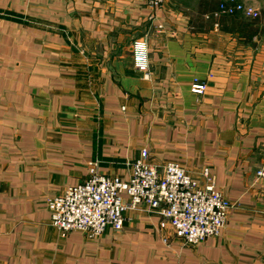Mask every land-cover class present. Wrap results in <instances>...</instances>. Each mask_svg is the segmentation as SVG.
I'll list each match as a JSON object with an SVG mask.
<instances>
[{"label":"crops","instance_id":"obj_1","mask_svg":"<svg viewBox=\"0 0 264 264\" xmlns=\"http://www.w3.org/2000/svg\"><path fill=\"white\" fill-rule=\"evenodd\" d=\"M177 2L0 0V264H264V31ZM143 150L208 171L234 204L218 237L188 245L145 205L96 239L51 226L47 200L89 163L126 181Z\"/></svg>","mask_w":264,"mask_h":264},{"label":"built area","instance_id":"obj_2","mask_svg":"<svg viewBox=\"0 0 264 264\" xmlns=\"http://www.w3.org/2000/svg\"><path fill=\"white\" fill-rule=\"evenodd\" d=\"M165 0H146L148 7L162 8ZM255 10L236 0L220 5L206 18L214 20L237 14L254 16ZM217 27V24H214ZM161 29V26L158 27ZM148 54L146 41L134 45L137 69L146 71ZM205 83L194 80L190 91L205 92ZM147 152L131 164V174L124 181L100 173L96 162L89 163L87 179L47 200L50 224L62 237L70 232H81L88 239L99 238L108 229L119 233L123 229L124 213L145 205L170 225L176 237L188 245H198L222 232L228 213L234 204L210 183L208 171L203 172L206 183L193 179L174 162L162 167L146 162ZM263 177L264 173L258 172Z\"/></svg>","mask_w":264,"mask_h":264},{"label":"rangeland","instance_id":"obj_3","mask_svg":"<svg viewBox=\"0 0 264 264\" xmlns=\"http://www.w3.org/2000/svg\"><path fill=\"white\" fill-rule=\"evenodd\" d=\"M175 1V0H174ZM179 1V0H176ZM184 3H179L178 2L176 4H173V6L177 9L179 7L185 8L187 9L188 12L193 13L194 17L196 14L199 15V17L197 16V18H203V17H208L211 13L216 12L218 6L220 5V3L229 1V0H182ZM237 2L243 3L246 6L252 7L255 10L254 16L251 18H246L247 20L241 18L239 21V24L244 25L245 27L253 28V27H257L259 29H261L262 31H264V0H236ZM166 3V0L164 2V4L162 5V7H164ZM215 9H213V8ZM205 8L203 11L200 12V9ZM208 11V9H210ZM208 11V12H207ZM203 12V13H202ZM226 16H222L220 17V20L217 21L219 23V26H221L222 21H224L225 26L227 27H234V22L230 21V19L228 18H232V17H226ZM196 18V17H195ZM208 20L205 21L206 25H214V20H209V18H207ZM250 20V21H249ZM161 26V25H159ZM159 29V28H158Z\"/></svg>","mask_w":264,"mask_h":264}]
</instances>
